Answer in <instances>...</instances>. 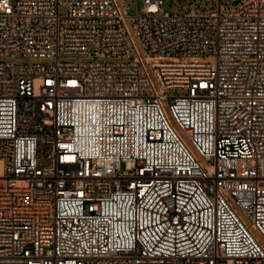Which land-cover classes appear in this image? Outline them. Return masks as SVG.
Wrapping results in <instances>:
<instances>
[{"label":"built area","instance_id":"obj_1","mask_svg":"<svg viewBox=\"0 0 264 264\" xmlns=\"http://www.w3.org/2000/svg\"><path fill=\"white\" fill-rule=\"evenodd\" d=\"M0 264H264V0H0Z\"/></svg>","mask_w":264,"mask_h":264},{"label":"rangeland","instance_id":"obj_2","mask_svg":"<svg viewBox=\"0 0 264 264\" xmlns=\"http://www.w3.org/2000/svg\"><path fill=\"white\" fill-rule=\"evenodd\" d=\"M239 0H234V2H238ZM66 8L65 6H61V11L62 12H65ZM129 10L132 12V13H136L138 11V6L136 4L130 6ZM78 57H81L82 60H97V59H103L105 58L104 56H100V55H97L95 53V49H94V46L92 47V51L90 54H83V55H76V54H62L60 55V59L62 60H76L78 59ZM56 57L55 56H51V57H47V56H30L29 57V60H34V61H47V60H52V59H55ZM186 58H193V57H176V56H168V57H162V59H186ZM4 59H15V60H26V57L25 56H7V57H4ZM109 59L113 60L115 59V57H110ZM186 91L185 88L183 87H178L176 88L175 90H171V92H177V93H181V92H184Z\"/></svg>","mask_w":264,"mask_h":264}]
</instances>
